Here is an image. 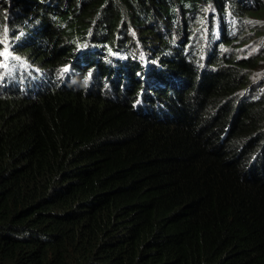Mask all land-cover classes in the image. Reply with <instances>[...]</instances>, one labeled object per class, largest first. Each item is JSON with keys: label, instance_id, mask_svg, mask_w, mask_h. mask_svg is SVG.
I'll return each mask as SVG.
<instances>
[{"label": "trees", "instance_id": "1", "mask_svg": "<svg viewBox=\"0 0 264 264\" xmlns=\"http://www.w3.org/2000/svg\"><path fill=\"white\" fill-rule=\"evenodd\" d=\"M5 48L0 264H264V0H0Z\"/></svg>", "mask_w": 264, "mask_h": 264}, {"label": "snow or ice", "instance_id": "2", "mask_svg": "<svg viewBox=\"0 0 264 264\" xmlns=\"http://www.w3.org/2000/svg\"><path fill=\"white\" fill-rule=\"evenodd\" d=\"M0 55L8 56L11 55V53L8 51L7 48H5L2 52H0ZM65 69H67V66H65Z\"/></svg>", "mask_w": 264, "mask_h": 264}]
</instances>
